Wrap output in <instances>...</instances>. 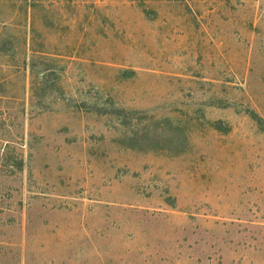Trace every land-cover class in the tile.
<instances>
[{"label":"rangeland","instance_id":"374dc122","mask_svg":"<svg viewBox=\"0 0 264 264\" xmlns=\"http://www.w3.org/2000/svg\"><path fill=\"white\" fill-rule=\"evenodd\" d=\"M0 264H264V0H0Z\"/></svg>","mask_w":264,"mask_h":264}]
</instances>
